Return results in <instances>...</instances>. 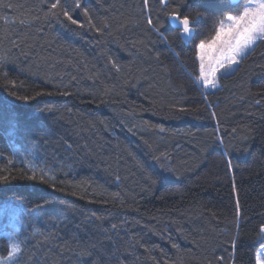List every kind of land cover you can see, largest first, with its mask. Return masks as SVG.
<instances>
[{"label": "trees", "instance_id": "1", "mask_svg": "<svg viewBox=\"0 0 264 264\" xmlns=\"http://www.w3.org/2000/svg\"><path fill=\"white\" fill-rule=\"evenodd\" d=\"M246 1L0 0V203L22 220L19 264H256L264 42L217 88L196 80V44ZM174 9L198 19L192 41Z\"/></svg>", "mask_w": 264, "mask_h": 264}, {"label": "snow or ice", "instance_id": "2", "mask_svg": "<svg viewBox=\"0 0 264 264\" xmlns=\"http://www.w3.org/2000/svg\"><path fill=\"white\" fill-rule=\"evenodd\" d=\"M239 2V0H237ZM161 5L167 7L168 0H160ZM147 0H145V7H147ZM61 7L60 0H56L51 4V10ZM76 8L81 7L80 0H76ZM84 15L89 16L88 9H83ZM55 14V13H53ZM199 15V13L197 14ZM63 16L71 24H78V21L70 14L69 11L64 10ZM168 22L180 33L181 38H188L194 35L196 17H190L188 14L182 15L178 10H173L166 13ZM149 26L153 31L160 32L162 25H157L151 18L148 19ZM90 27H95L91 18L88 19ZM83 27V25H79ZM97 32L100 29H96ZM166 41V37H165ZM264 42V0H247L242 10L238 14L224 15L215 26V34L208 40L201 39L196 44V58L199 61V75L196 80L197 83L203 84L204 90L215 89L218 87V74L223 70L225 76L230 75L233 71V65H238L244 58L247 57L250 51L259 43ZM5 62L4 57H0V64ZM116 67V65H113ZM14 83V82H13ZM17 99L28 101L35 97L18 96L15 92L11 93ZM41 93H36L39 96ZM67 94V93H65ZM8 102L0 100V111H2ZM14 129V125H13ZM13 134L10 130L9 135ZM221 143H223L221 141ZM227 153H225L226 155ZM228 168H232L231 161H228ZM32 174L26 178L29 180L39 179L41 183H49L52 177L47 172L41 170L37 174L35 168L30 169ZM7 176L0 175V181L7 180ZM155 182V181H154ZM55 187V185H52ZM239 206L237 205V208ZM8 211L10 222L17 220L15 215L16 210L12 208L11 204L0 203V217L4 212ZM17 223H22L18 221ZM113 228L116 226L113 225ZM259 248L256 251V264H264V225L260 226ZM8 248L6 255H0V264H17V259L22 252V245L17 239V232L13 231L7 234ZM235 247V239L232 241ZM175 247V245H174Z\"/></svg>", "mask_w": 264, "mask_h": 264}, {"label": "rangeland", "instance_id": "3", "mask_svg": "<svg viewBox=\"0 0 264 264\" xmlns=\"http://www.w3.org/2000/svg\"><path fill=\"white\" fill-rule=\"evenodd\" d=\"M246 3H247V1H246ZM235 66L236 65H233V69H234ZM221 73H223V70H221ZM198 84L201 85L200 86L201 89L203 91H205L204 88H203L202 82L201 83H198ZM208 90H210V89H208ZM10 204H11L12 208H14V204H12V203H10ZM15 215H16L18 221H22L20 218H18L17 212H15ZM17 220H13V221L10 222L8 211H5L4 214H3V216L0 217V237H4L6 239L7 246H8L7 234L9 232L16 231L17 232V235H18V233L20 232V226H21L22 223H17ZM1 226H3L4 229L7 230V231L3 230ZM7 248H6V250L0 249V255H6ZM23 258H24V255H23V253H21L19 255L18 259H17V264H19L18 260H21Z\"/></svg>", "mask_w": 264, "mask_h": 264}, {"label": "water", "instance_id": "4", "mask_svg": "<svg viewBox=\"0 0 264 264\" xmlns=\"http://www.w3.org/2000/svg\"><path fill=\"white\" fill-rule=\"evenodd\" d=\"M231 1H237V0H231ZM197 21H198V19L195 20V25H196ZM172 27H173V26H172ZM173 28H174V27H173ZM179 35H180V33H179ZM194 36H195V28H194V35L191 37V39L184 38L183 40L186 41V42L192 41L193 38H194ZM180 37H181V35H180Z\"/></svg>", "mask_w": 264, "mask_h": 264}, {"label": "clouds", "instance_id": "5", "mask_svg": "<svg viewBox=\"0 0 264 264\" xmlns=\"http://www.w3.org/2000/svg\"><path fill=\"white\" fill-rule=\"evenodd\" d=\"M196 26V25H195Z\"/></svg>", "mask_w": 264, "mask_h": 264}]
</instances>
